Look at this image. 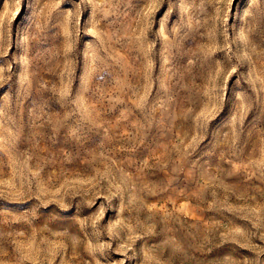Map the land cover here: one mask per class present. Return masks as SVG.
I'll return each instance as SVG.
<instances>
[{
	"label": "clouds",
	"instance_id": "clouds-1",
	"mask_svg": "<svg viewBox=\"0 0 264 264\" xmlns=\"http://www.w3.org/2000/svg\"><path fill=\"white\" fill-rule=\"evenodd\" d=\"M11 10L0 20V166L30 157L37 172L58 168L57 179L91 177L59 193L25 187L11 219L41 237V264H172L180 249L161 259L163 247L148 246L161 231L151 200L188 181L199 202L207 193L209 207H228L237 193L216 178L235 176L224 162L242 159L257 137L264 166V0H12ZM173 122L196 142L148 164L144 151ZM257 207L251 228L234 232L264 254L251 244L264 240V202ZM5 225L0 264H22L20 233ZM217 239L209 229L188 247ZM213 264H264V255Z\"/></svg>",
	"mask_w": 264,
	"mask_h": 264
},
{
	"label": "rangeland",
	"instance_id": "rangeland-1",
	"mask_svg": "<svg viewBox=\"0 0 264 264\" xmlns=\"http://www.w3.org/2000/svg\"><path fill=\"white\" fill-rule=\"evenodd\" d=\"M11 4L12 0H0V20L7 17L10 11L13 16L16 15L11 10ZM197 115L200 119H205L208 116V110L201 109ZM195 122L196 119L193 117L191 123L195 125ZM171 127V134L167 136L161 134L160 138L144 151L143 160L145 162L153 164L157 160L162 161L164 158L161 154L166 153L169 147L176 148V151L172 153L176 157L179 156L181 146L185 153L191 149L193 143L196 142V132L188 134L183 123L173 122ZM185 135H187L186 140ZM157 148L158 150H156ZM150 155L153 157L151 160L148 158ZM217 161L219 162V155H217ZM259 161L260 142L257 137L245 146L242 159L234 158L231 164L224 162L225 168L237 169L235 176L216 178L222 180L224 185L233 187L237 193L235 196L228 197V207L225 208L209 207L211 197L207 193H205L206 203L199 202L189 195L194 191V186L188 181L179 185L173 182L169 185L168 191L161 193L159 198L151 200L150 207L160 217L158 229L161 231L159 238L154 239L153 244L148 246H162L165 257H161V259L172 255L173 246L180 249L172 257V264H181V261H184V264H193L192 260H185V255L193 257L203 264H213L220 260L225 262L248 260L258 254L264 255L254 252L250 247L241 246L234 232V230H242L245 227L251 228V220L246 217L252 216L253 213L256 216L261 215V210L257 205L264 202V195H261L264 194V180L257 177L264 171V166ZM33 163L34 161L29 157L22 164L18 162L15 166H0V227H6L5 221L10 220L12 229L20 233L15 237L14 247L18 248L25 257L22 264H41L40 248L43 247V245L38 247V242L41 239L38 234L25 232L19 227L21 221L11 219L21 214L16 206L24 202V188L30 187L40 192L59 193L65 189L72 191L74 185H85L91 181V177L85 175H63L57 179L58 168L46 162L44 167L37 172ZM241 163L247 165L248 168L241 170ZM148 171L156 172L160 176L166 175L159 169H149ZM250 171L255 172V175L249 179ZM37 180L38 183L34 184V181ZM223 190L221 188L219 191ZM32 199L34 200L35 197ZM56 203V201H51L52 206H55ZM4 205L9 207H4ZM209 229L218 232V239L214 243L207 244L204 251H195L188 247L193 243L194 237L199 238ZM166 241H170V243H165ZM251 244L264 246V240L252 237ZM112 255L117 259H122L119 250ZM58 260L59 257L52 261V264H57ZM148 260L151 262L152 257L149 256Z\"/></svg>",
	"mask_w": 264,
	"mask_h": 264
}]
</instances>
